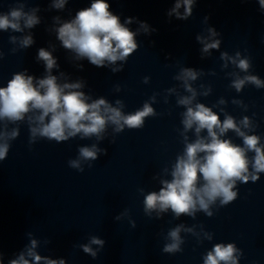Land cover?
Segmentation results:
<instances>
[{
	"label": "clouds",
	"instance_id": "1",
	"mask_svg": "<svg viewBox=\"0 0 264 264\" xmlns=\"http://www.w3.org/2000/svg\"><path fill=\"white\" fill-rule=\"evenodd\" d=\"M69 0H52L50 9L64 10ZM197 0H175L174 6L168 11L169 17L175 16L178 20L187 21L193 15V9ZM260 10L264 12V0H258ZM108 0H91L90 6L78 10L74 17L62 20L60 16L53 17L54 25L49 31L55 32L56 39L61 46L72 53V59L76 61L87 60L98 68L107 67L113 73L123 70L128 58L135 53L140 44L137 36L142 32L150 35L156 29L151 28L146 22L136 18H126L121 22L119 15L110 10ZM26 9V0H16L7 12H0V31L24 33L41 23L37 15L39 6ZM183 9V12H181ZM209 17H204L207 24ZM137 23L139 27L133 31L129 25ZM207 35L199 33L196 41L202 45L200 51L204 55L211 56V50H219L222 40L214 27L206 28ZM9 43L16 45L11 51L15 53L19 49L31 47L35 40L29 31L25 35H10ZM51 50L44 47L38 49L37 61H42L45 67L42 78L28 74L25 69L16 72L8 80L6 86H0V161L7 158L11 147V141L19 134V124L26 122L29 129V144H34L39 139L55 141L57 143L68 141L79 136L81 139L95 137L98 141L104 138L109 126L113 133H121L128 129H141L145 120L155 117L158 113L148 101L142 108L131 113L123 111L125 104L117 99L115 106L104 97L92 99L82 89L85 81L77 80L68 82L64 72L59 76L53 74V69H58L57 58L54 57L55 45ZM4 53L0 52V59ZM222 69L229 63L239 70L229 75L234 78L229 85L237 93L241 92L246 84L254 85L257 89L264 88V80L258 75L247 74L251 65L249 57H242L237 51L235 55H229L227 51L220 53ZM119 62V63H118ZM82 69L83 65H77ZM240 73H245L241 76ZM203 71H197L192 67H181L179 73L173 78L182 82V87L189 95H178L177 106H183L186 110L180 113L183 130L180 132L183 138V152L178 154L171 168L165 167L163 172L170 179H161L162 185L159 191H151L144 195V212L151 217L155 212L157 218L161 213L169 210L174 218L185 215L195 218L198 211L206 216H213L211 208L219 201L220 207L235 201L238 197L237 182H256L260 179V173H264V144L261 136L254 134L256 124L248 116L237 120L234 116L220 108L224 114L223 120L218 112L204 103L195 102L198 92L192 86ZM214 74V73H213ZM63 78V82H61ZM149 77H144L147 84ZM204 88V85H201ZM120 86L115 91H120ZM169 94L175 92V88L166 90ZM212 91L207 86L205 91L199 93L208 96ZM153 94L150 97L155 103ZM167 103V98H165ZM219 105H225L221 98ZM233 104L247 110V105L242 100L233 99ZM16 125L9 128V125ZM194 132L195 139L189 141L187 133ZM235 133L242 139L243 145L234 143L231 138H223L229 132ZM206 135H202L205 133ZM252 133V134H250ZM254 153L249 157L248 153ZM99 154H107L106 149L97 147L95 143L90 146L78 148L76 159L68 161L71 168L80 172L84 171L82 162H91L98 159ZM142 194L143 189L139 190ZM128 215L125 210L116 216L121 220ZM134 228L135 221L129 220ZM195 232L191 228H185L183 224L177 225L167 233V243L162 251L168 254L182 252L184 244L181 231ZM31 237V233H28ZM205 238L211 240V235L204 233ZM39 241L30 239V244L16 258L10 259L8 264H66L64 258L52 259L38 253ZM92 245L98 248L93 249ZM105 240L91 236L89 242L80 244L84 253L96 258L98 252L103 249ZM242 251L235 243H217L203 257V264H239ZM0 264H3V253L0 252Z\"/></svg>",
	"mask_w": 264,
	"mask_h": 264
}]
</instances>
